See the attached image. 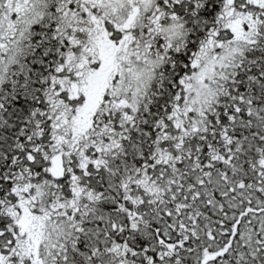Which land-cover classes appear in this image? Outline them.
<instances>
[{
	"label": "snow or ice",
	"instance_id": "snow-or-ice-1",
	"mask_svg": "<svg viewBox=\"0 0 264 264\" xmlns=\"http://www.w3.org/2000/svg\"><path fill=\"white\" fill-rule=\"evenodd\" d=\"M0 264H264V0H0Z\"/></svg>",
	"mask_w": 264,
	"mask_h": 264
}]
</instances>
